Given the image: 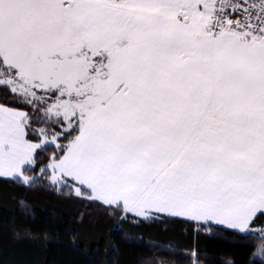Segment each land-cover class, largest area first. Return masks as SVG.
Listing matches in <instances>:
<instances>
[{"label":"snow or ice","instance_id":"obj_1","mask_svg":"<svg viewBox=\"0 0 264 264\" xmlns=\"http://www.w3.org/2000/svg\"><path fill=\"white\" fill-rule=\"evenodd\" d=\"M3 177L264 242V0H0Z\"/></svg>","mask_w":264,"mask_h":264},{"label":"trees","instance_id":"obj_2","mask_svg":"<svg viewBox=\"0 0 264 264\" xmlns=\"http://www.w3.org/2000/svg\"><path fill=\"white\" fill-rule=\"evenodd\" d=\"M261 242L164 220L133 226L84 198L0 178V264H264Z\"/></svg>","mask_w":264,"mask_h":264},{"label":"crops","instance_id":"obj_3","mask_svg":"<svg viewBox=\"0 0 264 264\" xmlns=\"http://www.w3.org/2000/svg\"><path fill=\"white\" fill-rule=\"evenodd\" d=\"M1 179H7V180H11L10 178H7V177H3V178H1Z\"/></svg>","mask_w":264,"mask_h":264}]
</instances>
